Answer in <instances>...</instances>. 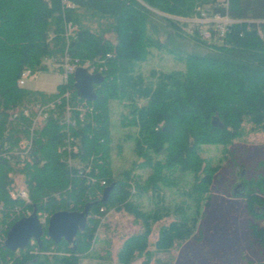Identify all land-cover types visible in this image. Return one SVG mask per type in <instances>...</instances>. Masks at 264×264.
<instances>
[{
  "label": "trees",
  "instance_id": "obj_1",
  "mask_svg": "<svg viewBox=\"0 0 264 264\" xmlns=\"http://www.w3.org/2000/svg\"><path fill=\"white\" fill-rule=\"evenodd\" d=\"M69 1L73 7L64 8L61 0H0V231L7 234L28 209L48 219L54 212L82 211L88 205L89 216L72 243L42 236L40 244L36 241L35 255L28 252V245L19 251L0 245L1 264H80L89 256L96 228L110 211L126 212L143 226V231L123 242L117 261L131 264L144 254L147 263L148 241L157 220L173 217L158 229L156 244L162 249L199 231L212 184L225 162L239 182L232 196L246 202L250 239L263 246L264 226L254 220H264L259 212L264 207V172L248 177V151L238 144L264 131V0H227L226 9L217 6V0ZM196 4L249 19L256 28L241 35L237 24L228 44H206L187 34L179 21L191 16ZM154 18L166 22L168 44L190 38L195 45L190 52L177 51L182 68L153 69L143 76L136 66L149 56L150 48L168 49ZM65 55L104 77L94 87L96 99L88 101L92 110L83 119L76 111L71 113L75 125L65 119L63 96L69 90L70 103L77 99L73 74L51 93L18 85L23 71L48 72L45 60L60 64ZM58 71L61 75L63 68ZM37 101L59 103L31 129ZM112 101L130 107L121 125L137 129L133 151L140 159L118 174L113 172L110 154ZM30 138L31 148L24 153V141ZM201 144L221 146L218 162L200 154ZM3 149L10 157L1 156ZM135 167L151 171L142 179L133 173ZM9 172L23 174L28 202L9 197L7 190L14 188ZM186 174L191 184L182 191L184 203L166 207L161 191L178 185ZM107 186L112 189L103 201ZM146 195L156 198L159 206L144 210L137 199ZM52 245L65 255L41 253ZM246 261L264 264V258Z\"/></svg>",
  "mask_w": 264,
  "mask_h": 264
},
{
  "label": "rangeland",
  "instance_id": "obj_2",
  "mask_svg": "<svg viewBox=\"0 0 264 264\" xmlns=\"http://www.w3.org/2000/svg\"><path fill=\"white\" fill-rule=\"evenodd\" d=\"M154 19L157 21L159 37L166 42V32L169 29L166 22L159 18ZM166 45H168V49L150 48L149 56L143 62L137 64V72H140L143 76H148L153 69L157 71L180 69L183 67V60L178 58L177 51L190 52L194 50L193 46L195 44L190 38H186L169 44L166 42ZM45 61L49 71H31L32 74L26 78L23 87L51 93L56 91V87L61 81L64 82L63 74L60 75L58 71L59 66L48 59ZM92 70L95 69L92 68L89 71ZM110 107L111 166L114 174H118L125 169L131 168L134 161L140 162V159L136 157L133 151V135L137 129L133 126L121 125V118L123 115L128 114L130 107H126L118 101H112ZM45 120L42 116H36L32 120L31 129L37 123L40 122L39 124H41ZM238 146H245L248 151L247 162L249 166H246L248 177L254 178L260 172H264V163L259 162L264 160V131L263 133L251 134ZM221 149L220 145L201 144L199 152L212 162H218L222 157ZM230 168L231 165L229 166L225 162L222 172L212 184L210 203L204 209L206 213L201 220L199 231L195 232L192 238L187 239L185 242H174V245L168 249L159 248L156 244L159 238L158 229L161 225L168 224L173 217L169 216L165 219H159L153 225L152 235L148 241V249L151 252L148 262L146 263L145 260L148 258L143 254L142 257L137 258L131 264H246L247 258L251 260L264 258V245L255 244L254 240L250 239L247 228L249 216L246 211L245 199L232 196V190L239 182L233 177ZM150 171L147 168L135 167L133 173L140 175L144 179ZM8 176L12 179L11 184L14 188L25 186L22 173L9 172ZM190 184L191 176L186 174L178 185L164 187L161 191L164 198L163 204L172 209L176 204L184 203L186 197L182 194V191L187 190ZM155 199L153 196L149 198L146 195L137 200L142 203L144 210L149 211L159 206ZM1 204L3 203L0 202V206ZM28 210L30 211V209ZM254 221L264 226V220ZM141 222L138 221L136 223L132 215L123 211H110L107 213L96 228L91 248L87 254L89 256L83 257L80 264H120L116 258L118 251L129 236L143 231ZM43 236L48 238L46 232H44ZM251 238L254 239V236H251ZM28 247H30L28 252L33 255L39 252L36 247V241L31 240L28 243ZM52 247L50 251L41 253L45 255H51L52 253L65 255L64 252L57 251L54 245Z\"/></svg>",
  "mask_w": 264,
  "mask_h": 264
},
{
  "label": "built area",
  "instance_id": "obj_3",
  "mask_svg": "<svg viewBox=\"0 0 264 264\" xmlns=\"http://www.w3.org/2000/svg\"><path fill=\"white\" fill-rule=\"evenodd\" d=\"M61 2L64 8L74 6L69 0H61ZM216 5L220 7H224L226 9L228 5V1L227 0H217ZM179 21L183 22L184 30L187 34L191 36H197L201 41H203L206 44H224V45L228 44V42L226 41L227 37L230 34L233 26L237 24L241 26V30H240L241 35L244 33V31H250L256 28L255 25L253 26L254 24L253 21L249 19L233 18L227 12L224 14H221L220 12L215 11L213 7H211V5L209 4L208 5L196 4L193 8V14L189 17L180 18ZM67 29H68V33H70L72 30L70 25H68ZM53 63L63 68L62 74L64 77V82H67L68 75L73 74L77 67H81L77 59L72 60L68 55L64 56L60 64L55 61H53ZM89 72H92V71H89ZM31 74H32L31 70L23 71L20 79L18 80V85L23 87V84H25L26 78L31 76ZM63 96L66 99V104L64 106V114L66 115L65 119L68 123L70 122L71 125H75V120L72 119V117L70 116L73 111H76L78 113V117L80 119H83L85 114L92 110L91 104L87 100L81 99L78 95H77L76 101L70 103L69 90L65 91ZM58 103H59L58 101L49 102L46 104L41 103L40 101L35 102L32 107L33 112L35 113L33 120L36 116L37 117L42 116L46 119L48 116L46 111L49 109H55ZM25 112L24 113L26 115H31L29 114L28 111H25ZM31 145H32L31 138L24 141V148H25L24 153H27V151L30 150ZM63 148L64 147H62V149ZM67 149L69 151L71 150L70 147H68ZM18 152L19 151L15 150L14 153L16 154ZM8 153L9 152H6L3 149V151L1 152V156L8 158L10 157V154ZM7 192H8L9 197L13 200L21 199L26 202L29 201L28 194L25 191V189L22 187L9 188ZM21 214H23V216H28L31 214V212L29 210H25ZM37 216H38L40 223L43 225V227H46L48 223L46 214L37 212ZM6 235L7 234L3 233V231H0V245L4 244ZM31 240L35 241L34 239H31Z\"/></svg>",
  "mask_w": 264,
  "mask_h": 264
},
{
  "label": "water",
  "instance_id": "obj_4",
  "mask_svg": "<svg viewBox=\"0 0 264 264\" xmlns=\"http://www.w3.org/2000/svg\"><path fill=\"white\" fill-rule=\"evenodd\" d=\"M103 80L104 77L101 74L90 73L84 67H77L73 73L76 93L81 99L87 101H94L96 99L97 95L94 87ZM111 189L112 186L104 188L103 201L107 200ZM259 212L264 216V207L259 209ZM88 216V205L82 211H57L49 216L48 223L44 228L38 219L36 209H34L30 215L19 218L11 225L4 245L7 249L16 251L24 249L31 239L40 244L44 232H46L48 238L56 243H59L61 240L72 243L77 233L85 228Z\"/></svg>",
  "mask_w": 264,
  "mask_h": 264
}]
</instances>
